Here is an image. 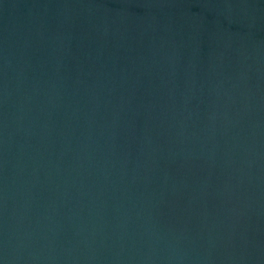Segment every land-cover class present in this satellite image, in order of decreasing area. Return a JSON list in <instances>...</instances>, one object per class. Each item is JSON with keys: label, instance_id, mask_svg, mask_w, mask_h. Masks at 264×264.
<instances>
[{"label": "water", "instance_id": "95a60500", "mask_svg": "<svg viewBox=\"0 0 264 264\" xmlns=\"http://www.w3.org/2000/svg\"><path fill=\"white\" fill-rule=\"evenodd\" d=\"M0 264H264V0H0Z\"/></svg>", "mask_w": 264, "mask_h": 264}]
</instances>
